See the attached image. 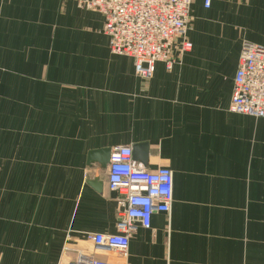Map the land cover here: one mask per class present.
I'll use <instances>...</instances> for the list:
<instances>
[{
  "label": "crops",
  "instance_id": "crops-1",
  "mask_svg": "<svg viewBox=\"0 0 264 264\" xmlns=\"http://www.w3.org/2000/svg\"><path fill=\"white\" fill-rule=\"evenodd\" d=\"M103 23L74 0H0V264H264V118L228 108L264 0H192L191 49L149 79ZM141 143L137 164L172 171L170 212L123 254L95 246L118 204L88 154Z\"/></svg>",
  "mask_w": 264,
  "mask_h": 264
},
{
  "label": "built area",
  "instance_id": "built-area-1",
  "mask_svg": "<svg viewBox=\"0 0 264 264\" xmlns=\"http://www.w3.org/2000/svg\"><path fill=\"white\" fill-rule=\"evenodd\" d=\"M78 7L99 12L102 32L111 54L133 60L134 72L142 79L152 77L162 62L170 70L175 52L191 49L187 32L192 0H74ZM210 0H203L208 8ZM178 59V58H177ZM229 111L264 118V46L243 42L233 78ZM107 188L116 194V232H89L95 246L125 253L131 235L149 228L154 213L170 212L173 193L172 171L168 167L147 170L132 158L130 146H113L106 165ZM72 264H111L103 259L80 256Z\"/></svg>",
  "mask_w": 264,
  "mask_h": 264
},
{
  "label": "water",
  "instance_id": "water-1",
  "mask_svg": "<svg viewBox=\"0 0 264 264\" xmlns=\"http://www.w3.org/2000/svg\"><path fill=\"white\" fill-rule=\"evenodd\" d=\"M132 158L138 159L141 162L146 158V144H135L131 146ZM110 149L105 148L102 150H94L88 154V162H97L101 168H105L109 162ZM91 184L94 185L97 190H100V182L97 179L91 180Z\"/></svg>",
  "mask_w": 264,
  "mask_h": 264
}]
</instances>
